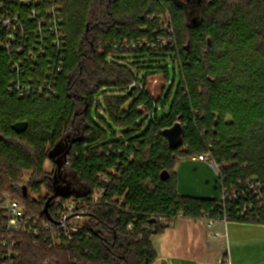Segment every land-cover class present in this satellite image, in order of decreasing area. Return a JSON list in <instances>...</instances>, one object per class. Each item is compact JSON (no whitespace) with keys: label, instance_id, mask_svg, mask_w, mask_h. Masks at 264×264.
<instances>
[{"label":"trees","instance_id":"obj_1","mask_svg":"<svg viewBox=\"0 0 264 264\" xmlns=\"http://www.w3.org/2000/svg\"><path fill=\"white\" fill-rule=\"evenodd\" d=\"M5 1L33 27L22 0ZM52 5L61 13L64 37L55 96L9 93V56L0 49V197L13 194L29 215L45 221L55 177L70 185L64 199L89 204L96 190L104 194L68 247L23 235L19 264H153V237L179 218L227 215L230 222L264 226V200L247 185L259 181L264 197V0H40V11ZM161 38L171 42L161 46ZM54 53L49 48L40 56V75ZM132 55L169 58L175 77L168 67L161 70L166 84L158 98ZM94 108L104 109L112 124L107 130L93 119ZM20 122L28 128L17 134L13 125ZM176 122L184 127L183 145L171 150L163 131ZM58 145L65 147L60 156L69 151L60 176V156L50 157ZM207 153L220 166L222 191L230 196L225 206L177 191V164ZM27 171L37 180L25 184L24 197L15 185ZM32 190L42 201L30 197ZM245 206L252 209L239 217Z\"/></svg>","mask_w":264,"mask_h":264},{"label":"built area","instance_id":"obj_2","mask_svg":"<svg viewBox=\"0 0 264 264\" xmlns=\"http://www.w3.org/2000/svg\"><path fill=\"white\" fill-rule=\"evenodd\" d=\"M21 5L28 6L30 12L27 15L28 22L33 24L30 28L26 19L22 18L19 12L10 9L9 2L0 0V32L3 39L0 41V49L9 56L8 69L10 78L7 89L19 99L30 98L32 96H55L56 90L54 83L58 73L63 71L64 55L63 35L61 32L62 17L59 8L55 5L48 7L43 13L40 11V0L31 2L22 0ZM169 34L172 28L167 24L165 27ZM171 39L161 38L159 43L166 46ZM52 48L55 52L47 61V69L44 75H40V56H45L48 49ZM155 48V46H154ZM39 72H38V71ZM132 88L144 89V84L133 82ZM194 161L207 162L219 174L220 166L210 153L192 158ZM69 163L66 162V165ZM31 178L21 180L15 185V189H23ZM99 180L108 183L106 175L99 176ZM248 188L255 192L257 200L263 202L262 184L252 180L247 182ZM104 194L103 190H96L90 203H86L75 197L55 199V215L51 220L34 218L27 213L25 205L22 204L11 193H6L0 197V249L2 251L3 264H19L21 260L20 243L23 235L36 238V244L48 242L51 248H66L74 242L75 235L82 229L76 220L86 217L90 205L100 203ZM241 197H246L242 193ZM237 201L236 194L232 196ZM230 200V196L222 191V199L218 205L225 206ZM251 206H245L238 212V216L245 215L250 211ZM208 227H214L218 222L226 226V239L228 240L227 226L230 222L228 216L222 219H214L210 214L205 215L204 220ZM132 229V226H129ZM216 237H221L216 233ZM227 251V255H228ZM224 262L230 263L227 256ZM48 263V262H47Z\"/></svg>","mask_w":264,"mask_h":264},{"label":"crops","instance_id":"obj_3","mask_svg":"<svg viewBox=\"0 0 264 264\" xmlns=\"http://www.w3.org/2000/svg\"><path fill=\"white\" fill-rule=\"evenodd\" d=\"M179 165L180 171L183 165ZM224 229L221 222L210 228L203 221L176 219L162 235L153 237L157 254L153 264H264L263 226L245 224L228 240ZM227 256L230 263L224 262Z\"/></svg>","mask_w":264,"mask_h":264},{"label":"rangeland","instance_id":"obj_4","mask_svg":"<svg viewBox=\"0 0 264 264\" xmlns=\"http://www.w3.org/2000/svg\"><path fill=\"white\" fill-rule=\"evenodd\" d=\"M131 63L138 64L145 68L142 72V76L149 75L148 80V89L151 94L158 98L162 93V87L165 86L166 81L164 80V74L161 70L165 67H168L169 76L173 80L174 79V71L173 66L169 60V58L163 57H150V56H141V55H132L129 57ZM169 110V109H166ZM92 117L96 121V123L107 130V126H111V122L109 121L107 115L104 112V109H92ZM150 119L146 121V126L149 125ZM121 130L115 128V133L121 134ZM179 164L183 165L179 171ZM53 167L52 164L48 161L45 164V170L48 173H51ZM176 173V188L179 194L181 195H189L196 198H204V199H215L221 201L222 199V183L218 177L216 170L207 162H198L194 161L192 158L183 159L181 162L177 164L175 169ZM24 179L31 178L30 180H37L35 178L33 171H27L22 174ZM40 178V177H38ZM76 182V180H74ZM47 187L43 185L41 187L42 197L47 194ZM30 197L36 199L38 201H42V198L38 196L37 192L31 191ZM46 217V216H45ZM88 217H84L82 219L76 220L79 225H87L89 222ZM206 223V221H203ZM243 225L236 222H229L227 226V232L230 238H233L234 231H239L242 229ZM250 226H263L258 224H247ZM226 232V226L224 225ZM264 227V226H263ZM221 242V240H215Z\"/></svg>","mask_w":264,"mask_h":264},{"label":"water","instance_id":"obj_5","mask_svg":"<svg viewBox=\"0 0 264 264\" xmlns=\"http://www.w3.org/2000/svg\"><path fill=\"white\" fill-rule=\"evenodd\" d=\"M193 22L196 23V19H194ZM27 128H28L27 122H20V123L13 125V130L17 134L24 133L27 130ZM163 136L166 138L169 148L171 150H177L183 145L184 127L181 124V122H176L171 128L165 129L163 131ZM64 150H65V147L63 145H58L57 149L51 153L50 157L53 160H55L58 156L64 153ZM68 152L69 151H67V153ZM66 154H64L63 156H60L59 159L56 160V165L58 168L57 170L58 176H60L61 169L64 165V158ZM55 180H57L56 177L54 178L55 183H53L54 193L51 197L47 199L45 206H44V210H43V214L46 216L48 220H51V221H53V219H52V216L50 215L49 208L52 205V202L58 197L67 198L69 196V189H70V185L66 187L57 186V181ZM23 193H24V197H28V187L27 186L23 187Z\"/></svg>","mask_w":264,"mask_h":264},{"label":"flooded vegetation","instance_id":"obj_6","mask_svg":"<svg viewBox=\"0 0 264 264\" xmlns=\"http://www.w3.org/2000/svg\"><path fill=\"white\" fill-rule=\"evenodd\" d=\"M55 181H57V186H60L59 182H61V179H57V180H55ZM54 183H55V182H54Z\"/></svg>","mask_w":264,"mask_h":264}]
</instances>
